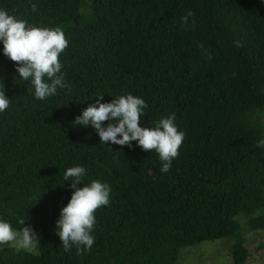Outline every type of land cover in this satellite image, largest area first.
<instances>
[{
	"label": "trees",
	"instance_id": "1",
	"mask_svg": "<svg viewBox=\"0 0 264 264\" xmlns=\"http://www.w3.org/2000/svg\"><path fill=\"white\" fill-rule=\"evenodd\" d=\"M0 8L69 40L59 58L68 87L43 101L0 52L12 99L0 113V216L17 230L24 219L40 242L38 255L0 249V264H177L182 248L221 239L235 240L231 264H248L242 234L264 230L261 0H0ZM127 93L148 104L142 127L175 114L185 133L168 173L154 151L104 145L91 126L73 124L97 94L110 102ZM76 165L87 169L83 183L112 189L95 213L91 251H65L56 233L72 194L64 172Z\"/></svg>",
	"mask_w": 264,
	"mask_h": 264
},
{
	"label": "clouds",
	"instance_id": "2",
	"mask_svg": "<svg viewBox=\"0 0 264 264\" xmlns=\"http://www.w3.org/2000/svg\"><path fill=\"white\" fill-rule=\"evenodd\" d=\"M264 4V0H261ZM36 11V5H32ZM194 15L188 11L181 21L188 23ZM0 52L16 62L17 80L28 81L36 100H46L57 95L58 90L68 87L60 56L69 45L64 31L59 28L36 27L28 21L0 8ZM4 76L0 75V113L9 109L12 99L5 93ZM28 89V90H29ZM94 103H89L73 121L84 128L91 126L100 143L132 147L133 142L142 150L155 152L162 163V174L170 171L173 160L179 155V148L185 133L178 130L175 114L161 117L154 126L142 127L140 121L146 116L148 104L142 97L131 93L119 95L110 102H104V95L97 94ZM107 121V124L104 122ZM258 148H264V139L257 141ZM87 169L83 165L67 168L63 179L70 182L72 190L68 203L63 206L56 221V233L65 251L76 246L79 251H91L95 242L93 231L96 225V211L111 202V186L101 180L83 183ZM65 184V183H64ZM23 226L15 229L10 221L0 216V249L15 246L16 250L37 253L39 235L25 220Z\"/></svg>",
	"mask_w": 264,
	"mask_h": 264
},
{
	"label": "rangeland",
	"instance_id": "3",
	"mask_svg": "<svg viewBox=\"0 0 264 264\" xmlns=\"http://www.w3.org/2000/svg\"><path fill=\"white\" fill-rule=\"evenodd\" d=\"M85 10L84 6L83 11ZM257 214L264 215V209L258 211ZM238 221L242 222L243 217H239ZM242 238L248 250V264L264 263V230H247L243 232ZM234 243L233 239H221L202 241L193 246L182 248L177 264H231V250ZM4 248H15V246L5 245L2 249ZM29 254L38 255L39 248L37 253Z\"/></svg>",
	"mask_w": 264,
	"mask_h": 264
}]
</instances>
